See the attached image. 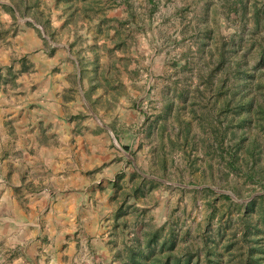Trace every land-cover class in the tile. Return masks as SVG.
<instances>
[{
	"label": "rangeland",
	"instance_id": "374dc122",
	"mask_svg": "<svg viewBox=\"0 0 264 264\" xmlns=\"http://www.w3.org/2000/svg\"><path fill=\"white\" fill-rule=\"evenodd\" d=\"M64 1L28 0L27 54L37 36L69 42L51 36ZM101 1L75 0L72 55L132 85L138 144L116 176L107 251L76 247L63 264H121L111 260L116 247L146 250L154 234L158 245L174 240V256L189 264H209L207 247L219 264H257L246 255L254 240L264 247V0ZM10 24L12 36L19 24ZM13 54L9 69L30 68ZM3 73L14 81L23 72Z\"/></svg>",
	"mask_w": 264,
	"mask_h": 264
},
{
	"label": "crops",
	"instance_id": "0c3cea01",
	"mask_svg": "<svg viewBox=\"0 0 264 264\" xmlns=\"http://www.w3.org/2000/svg\"><path fill=\"white\" fill-rule=\"evenodd\" d=\"M27 2L0 0L1 76L11 72L13 51L31 62L14 81L0 79V263L63 264L76 247L110 246L116 176L130 165L139 117L134 109L132 118V85L112 84L110 69L74 59L75 0L56 2L67 11L52 19L51 36L69 42L37 36L27 54ZM11 22L19 24L12 36Z\"/></svg>",
	"mask_w": 264,
	"mask_h": 264
},
{
	"label": "trees",
	"instance_id": "16d2710c",
	"mask_svg": "<svg viewBox=\"0 0 264 264\" xmlns=\"http://www.w3.org/2000/svg\"><path fill=\"white\" fill-rule=\"evenodd\" d=\"M23 63L24 62H22L20 72L27 71L26 67L23 66ZM1 75L2 72L0 71V79H7L5 76L2 77ZM114 219L118 220L117 213H115ZM245 233H249V231L245 230ZM156 245H158V236L157 234H154V236L146 242V248H148L146 250L148 251H146L145 248L140 247L138 244H135L134 246L132 244H128L126 246L125 253H123L119 247H116V250H113L114 253L111 260L114 261V263L120 261L121 264H173V262H175V264H182L186 260L184 264H189L192 258L191 256L187 258L185 257L186 259L181 256H174L177 254L174 251V240L172 239L169 243L168 241H165L158 245V251L154 249ZM208 248L209 247H207L204 254L206 255L208 263L219 264L220 262L214 257L215 253L212 252L213 249L210 248L208 250ZM246 256L248 257L249 262L256 261L257 264H262L264 263V247L262 248L259 245V242L254 240L249 246ZM196 264H198V262Z\"/></svg>",
	"mask_w": 264,
	"mask_h": 264
}]
</instances>
